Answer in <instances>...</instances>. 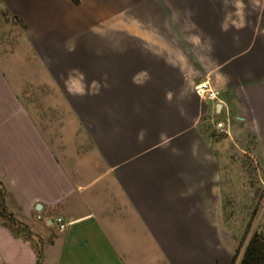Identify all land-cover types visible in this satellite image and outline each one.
Listing matches in <instances>:
<instances>
[{
    "label": "crops",
    "instance_id": "0c3cea01",
    "mask_svg": "<svg viewBox=\"0 0 264 264\" xmlns=\"http://www.w3.org/2000/svg\"><path fill=\"white\" fill-rule=\"evenodd\" d=\"M179 2L173 59L120 31L148 21L126 16L136 0H0V189L32 237L0 216V264H229L209 123L264 131V0ZM41 82L63 99L23 98Z\"/></svg>",
    "mask_w": 264,
    "mask_h": 264
},
{
    "label": "rangeland",
    "instance_id": "374dc122",
    "mask_svg": "<svg viewBox=\"0 0 264 264\" xmlns=\"http://www.w3.org/2000/svg\"><path fill=\"white\" fill-rule=\"evenodd\" d=\"M134 12L137 20H148L146 23L136 22L132 25L120 24V31L139 33L150 31L152 37L162 35V43L168 49L169 58L179 57V12L192 14V7L186 8L179 0H136L135 8H130L129 15ZM1 21L9 20L10 32L15 31L11 17L0 10ZM18 31V29H16ZM153 43L155 40L152 41ZM158 45L160 41H157ZM22 48L26 51L25 44ZM25 52V51H24ZM25 64L32 62V56L24 53ZM19 59V58H18ZM40 81H46L40 73ZM24 99H63L58 87H51L47 82L26 86ZM219 121H215L217 123ZM222 122V121H220ZM212 137L221 152L222 183L226 219L238 236V240L246 241L253 231L264 234V131L248 122V127L241 129V134L229 137L227 132L216 131L213 123H209ZM239 242V241H238ZM235 250L229 264H232ZM238 260L235 262L237 264Z\"/></svg>",
    "mask_w": 264,
    "mask_h": 264
},
{
    "label": "trees",
    "instance_id": "16d2710c",
    "mask_svg": "<svg viewBox=\"0 0 264 264\" xmlns=\"http://www.w3.org/2000/svg\"><path fill=\"white\" fill-rule=\"evenodd\" d=\"M79 3L80 0H73ZM0 216L7 218L5 223L15 235L22 232L24 236L31 239V234L27 231L25 226L18 223L15 218L6 212L4 192L0 189ZM238 260L237 264H264V234L258 230L253 231L249 238L244 241L240 240L236 252L233 256L232 264ZM37 264H42V254L37 251Z\"/></svg>",
    "mask_w": 264,
    "mask_h": 264
},
{
    "label": "built area",
    "instance_id": "2783aa9c",
    "mask_svg": "<svg viewBox=\"0 0 264 264\" xmlns=\"http://www.w3.org/2000/svg\"><path fill=\"white\" fill-rule=\"evenodd\" d=\"M202 87L203 89V95H201L204 99H215L217 97V93L215 91H213L212 89H210L209 85L207 83H201L199 85H197V92L200 94L199 92V87ZM200 87V88H201ZM225 125L223 122H218L216 123V130L219 132L224 131ZM56 223L59 226V229L61 231H64L67 229L69 223L65 221V219L61 216L56 218Z\"/></svg>",
    "mask_w": 264,
    "mask_h": 264
},
{
    "label": "bare ground",
    "instance_id": "6f19581e",
    "mask_svg": "<svg viewBox=\"0 0 264 264\" xmlns=\"http://www.w3.org/2000/svg\"><path fill=\"white\" fill-rule=\"evenodd\" d=\"M201 87V86H200ZM199 87V92H200V95H203V89H202V87L200 88Z\"/></svg>",
    "mask_w": 264,
    "mask_h": 264
}]
</instances>
